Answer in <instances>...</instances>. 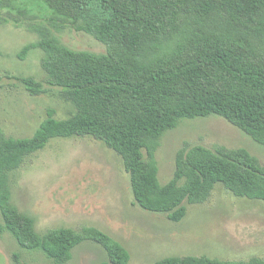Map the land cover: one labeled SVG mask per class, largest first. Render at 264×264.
Listing matches in <instances>:
<instances>
[{"label":"trees","instance_id":"1","mask_svg":"<svg viewBox=\"0 0 264 264\" xmlns=\"http://www.w3.org/2000/svg\"><path fill=\"white\" fill-rule=\"evenodd\" d=\"M35 32L19 56L43 51L44 79L17 77L31 95L58 89L75 106L67 119L53 110L31 137L0 127V233L66 264L85 240L102 245V264H128L129 250L94 226L44 233L11 199L10 174L53 137L93 136L115 150L129 173L134 204L180 221L187 204L208 201L217 183L264 201V162L243 146L178 148L172 178L162 184L156 152L182 119L219 115L264 144V0H0V24ZM83 31L104 52L75 49L58 33ZM18 259V255H15ZM154 264H264L207 255L164 257Z\"/></svg>","mask_w":264,"mask_h":264},{"label":"rangeland","instance_id":"2","mask_svg":"<svg viewBox=\"0 0 264 264\" xmlns=\"http://www.w3.org/2000/svg\"><path fill=\"white\" fill-rule=\"evenodd\" d=\"M57 35L75 49L99 53L106 49L83 31L66 28ZM37 38L25 26L0 24V127L13 137L34 135L50 110L56 119H67L75 112V106L63 100L57 88L31 95L17 79L33 75L42 81L45 77L40 48L32 49L25 58L19 56ZM185 140L208 147L243 146L264 162V144L224 117L185 118L164 134L156 152L162 184L172 178L177 150ZM10 186L12 201L34 217L38 232L62 226L97 227L129 250L128 264H154L164 257L184 255L233 260L264 256L263 200L237 196L217 183L208 201L186 203V215L173 221L165 213L133 203L131 179L122 157L93 136L53 137L11 172ZM107 259L102 245L85 240L73 249L66 264H102ZM0 264L52 262L42 249L23 248L5 231L0 233Z\"/></svg>","mask_w":264,"mask_h":264}]
</instances>
